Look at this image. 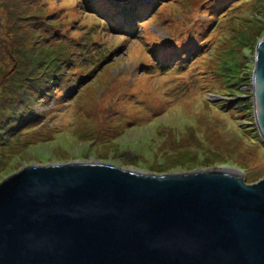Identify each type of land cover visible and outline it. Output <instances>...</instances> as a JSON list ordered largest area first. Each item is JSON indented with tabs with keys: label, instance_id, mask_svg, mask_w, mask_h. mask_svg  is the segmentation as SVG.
<instances>
[{
	"label": "rangeland",
	"instance_id": "rangeland-1",
	"mask_svg": "<svg viewBox=\"0 0 264 264\" xmlns=\"http://www.w3.org/2000/svg\"><path fill=\"white\" fill-rule=\"evenodd\" d=\"M207 1L139 0L144 17L125 36L77 0H0V180L24 162L101 156L158 173L224 162L261 178L250 74L264 0H232L211 25ZM105 47L117 53L91 67Z\"/></svg>",
	"mask_w": 264,
	"mask_h": 264
},
{
	"label": "water",
	"instance_id": "water-1",
	"mask_svg": "<svg viewBox=\"0 0 264 264\" xmlns=\"http://www.w3.org/2000/svg\"><path fill=\"white\" fill-rule=\"evenodd\" d=\"M250 74L264 144V31ZM101 156L25 163L0 180V264H264V175L158 173Z\"/></svg>",
	"mask_w": 264,
	"mask_h": 264
},
{
	"label": "trees",
	"instance_id": "trees-1",
	"mask_svg": "<svg viewBox=\"0 0 264 264\" xmlns=\"http://www.w3.org/2000/svg\"><path fill=\"white\" fill-rule=\"evenodd\" d=\"M94 2L97 1L98 3L102 2L106 11L108 12L107 15H102L99 12L95 11L94 8L91 7L93 4L92 2H88L87 0H77V4L80 5V9L86 13L85 10L90 12V15L95 16L99 18V23L105 21L110 27V30H112V35H115L117 33H123L125 36H130L133 33L128 30H132L134 26H137L138 24V18L144 17V15H138L139 10L144 5L139 4V0H114V3L111 2V0H93ZM232 0H208L209 2L207 5H205L202 10V13L205 15L207 14L210 19V25L217 19V12L226 6L229 2ZM125 2L126 4L121 6L120 3ZM156 2H159V0H156ZM156 2H152L150 5H146V7L149 9V11H152L155 6ZM145 8V7H144ZM148 12V10L145 11V13ZM146 16V15H145ZM197 22V21H196ZM194 22V23H196ZM70 26H72L70 24ZM198 26V25H197ZM181 40L174 41L172 46L175 48L179 47L182 45ZM81 49V48H80ZM106 52L108 53L109 57L106 59L104 56H102L99 60H96L94 63L89 57V63L91 64L90 66H98L99 64H102L105 60H108L110 56L114 53H117L116 51L113 50V48L109 49L107 47L104 48ZM184 53H181L183 55ZM177 55V54H176ZM100 56V54H98ZM182 58V56H181ZM180 57L177 58L174 61H179L181 59Z\"/></svg>",
	"mask_w": 264,
	"mask_h": 264
}]
</instances>
